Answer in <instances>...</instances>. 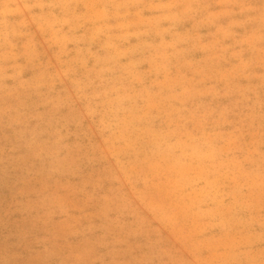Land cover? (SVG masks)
Wrapping results in <instances>:
<instances>
[{"label":"rangeland","instance_id":"374dc122","mask_svg":"<svg viewBox=\"0 0 264 264\" xmlns=\"http://www.w3.org/2000/svg\"><path fill=\"white\" fill-rule=\"evenodd\" d=\"M0 264H264V0H0Z\"/></svg>","mask_w":264,"mask_h":264}]
</instances>
